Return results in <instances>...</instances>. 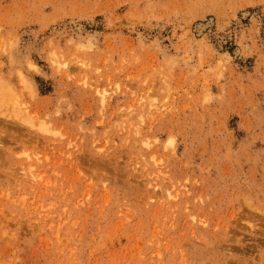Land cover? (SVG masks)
<instances>
[{
	"label": "rangeland",
	"instance_id": "1",
	"mask_svg": "<svg viewBox=\"0 0 264 264\" xmlns=\"http://www.w3.org/2000/svg\"><path fill=\"white\" fill-rule=\"evenodd\" d=\"M0 264H264V0H0Z\"/></svg>",
	"mask_w": 264,
	"mask_h": 264
}]
</instances>
